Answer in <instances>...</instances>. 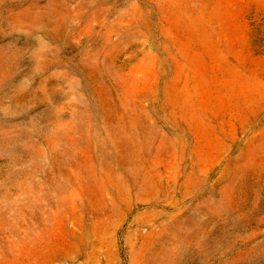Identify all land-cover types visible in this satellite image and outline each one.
Segmentation results:
<instances>
[{"label": "rangeland", "instance_id": "1", "mask_svg": "<svg viewBox=\"0 0 264 264\" xmlns=\"http://www.w3.org/2000/svg\"><path fill=\"white\" fill-rule=\"evenodd\" d=\"M0 264H264V0H0Z\"/></svg>", "mask_w": 264, "mask_h": 264}]
</instances>
